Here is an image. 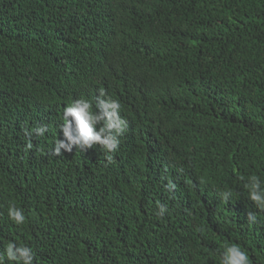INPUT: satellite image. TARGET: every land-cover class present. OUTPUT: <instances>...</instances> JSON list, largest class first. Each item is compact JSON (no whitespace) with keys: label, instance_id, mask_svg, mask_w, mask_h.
I'll use <instances>...</instances> for the list:
<instances>
[{"label":"trees","instance_id":"obj_1","mask_svg":"<svg viewBox=\"0 0 264 264\" xmlns=\"http://www.w3.org/2000/svg\"><path fill=\"white\" fill-rule=\"evenodd\" d=\"M101 91L127 120L113 160L98 145L54 155L66 105ZM252 176L264 182V0H0V251L220 264L235 243L264 264Z\"/></svg>","mask_w":264,"mask_h":264},{"label":"clouds","instance_id":"obj_2","mask_svg":"<svg viewBox=\"0 0 264 264\" xmlns=\"http://www.w3.org/2000/svg\"><path fill=\"white\" fill-rule=\"evenodd\" d=\"M95 106V111L93 110ZM122 105L119 100L113 99L107 93L101 91L95 101L89 99H76L67 104L62 115V123L59 128L63 133L64 139H57L53 147V154L60 156L64 152H72L73 148L81 151L99 146L108 162L113 160V155L118 151L120 137L127 130V120L120 115ZM35 135L44 136L49 131L47 125H40L34 130ZM33 132H26V136L31 138ZM32 147L31 143L27 145ZM63 150V151H62ZM248 190V198L254 202L256 207L264 211V182L258 177L252 176L245 184ZM167 188L172 191L176 184L169 182ZM234 193L227 189L220 193L224 202L230 201ZM158 217H163L168 211L166 205L159 204ZM8 218L17 226L26 222V215L21 207L11 204L7 210ZM247 219L252 224L257 222L255 213H247ZM33 249L24 243L15 241L8 242L3 251H0V264H33ZM220 264H249V256L246 250L238 244L232 243L226 245L220 254Z\"/></svg>","mask_w":264,"mask_h":264}]
</instances>
